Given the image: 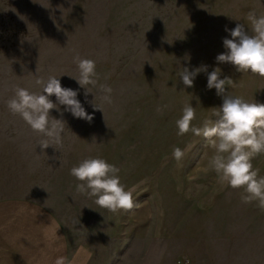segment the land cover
I'll use <instances>...</instances> for the list:
<instances>
[{
  "label": "rangeland",
  "instance_id": "374dc122",
  "mask_svg": "<svg viewBox=\"0 0 264 264\" xmlns=\"http://www.w3.org/2000/svg\"><path fill=\"white\" fill-rule=\"evenodd\" d=\"M250 11L264 15V0H0V191L41 203L82 240L121 219L126 239L100 243L92 264H264V210L242 203L243 189L202 172L211 146L191 132L177 135L175 125L188 101L196 126L222 104L207 89L206 72L186 88L177 74L182 67H218L238 85L231 95L264 103V78L215 59L226 51L223 39H231L226 28L241 23L251 31ZM77 54L94 60L99 83L113 88V103L102 112L85 102L98 104V90L85 97L72 79ZM49 75L78 92L93 120L59 106L63 147L42 152L40 137L6 102L16 86L40 91L35 79ZM50 115L61 118L56 110ZM189 143L183 160L172 158L174 146ZM96 156L117 166L125 189H134L125 217L76 192L70 169ZM252 164L264 176V154Z\"/></svg>",
  "mask_w": 264,
  "mask_h": 264
},
{
  "label": "clouds",
  "instance_id": "9594fccd",
  "mask_svg": "<svg viewBox=\"0 0 264 264\" xmlns=\"http://www.w3.org/2000/svg\"><path fill=\"white\" fill-rule=\"evenodd\" d=\"M247 20L251 25L250 32L241 23H237L231 31L225 29L231 39H223L226 51L215 59L218 64L232 65L238 73L250 72L264 78V15L250 11ZM73 63L77 66V76L72 79L80 88L85 89V97L91 93V88H96L99 93L94 97L99 101L98 104H94V100L85 102L91 103L94 110L102 112L104 105L113 103V88L108 84L99 83L100 77L94 60L82 58L77 54L73 57ZM201 72L207 73V89H215L216 95L222 98V104L210 108L208 116L196 126L192 124L196 118V108L190 101L186 102L182 107V115L175 121L177 135L184 136L191 132L194 137L206 140L213 151L207 164L201 169L202 172L215 173L221 185L243 189L241 202L249 204L255 201L257 207L264 210V176H261L259 168H254L252 164L254 157L264 154V103L231 95L229 88L238 85L231 77L221 78V69L218 67L213 68L211 72H207V66H200L191 71L188 67H182L178 69L177 74L182 84L191 88L194 79ZM35 85L40 91L32 92L16 86L13 89L14 94L6 102L7 108L40 137L38 146L42 152L53 145L63 147L66 121L62 119L63 112H60L59 106H64V112H70L74 118L88 123L92 122L93 116L86 112L77 99L78 92L62 87L59 77H38L35 79ZM53 96L55 102L50 99ZM51 110L59 112L61 118L51 116ZM191 148V143L183 149L174 146L172 158L177 162L183 160ZM119 172L117 166L99 156L84 158L70 169V175L78 182L75 186L76 192L87 198H94L97 206L113 214L129 211L135 206L134 189H125ZM52 264L72 262L66 256L59 255Z\"/></svg>",
  "mask_w": 264,
  "mask_h": 264
},
{
  "label": "crops",
  "instance_id": "0c3cea01",
  "mask_svg": "<svg viewBox=\"0 0 264 264\" xmlns=\"http://www.w3.org/2000/svg\"><path fill=\"white\" fill-rule=\"evenodd\" d=\"M124 227L121 219L114 225L106 221L103 234L86 231L88 238L82 240L41 203L0 191V264H52L59 255L72 264H92L100 243L126 239Z\"/></svg>",
  "mask_w": 264,
  "mask_h": 264
}]
</instances>
